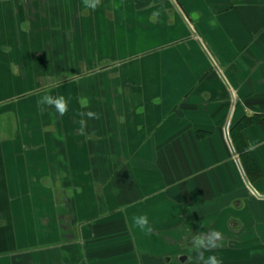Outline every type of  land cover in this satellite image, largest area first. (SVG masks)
<instances>
[{
    "label": "crops",
    "instance_id": "1",
    "mask_svg": "<svg viewBox=\"0 0 264 264\" xmlns=\"http://www.w3.org/2000/svg\"><path fill=\"white\" fill-rule=\"evenodd\" d=\"M211 232L198 264H264V0H0V264H192Z\"/></svg>",
    "mask_w": 264,
    "mask_h": 264
},
{
    "label": "clouds",
    "instance_id": "2",
    "mask_svg": "<svg viewBox=\"0 0 264 264\" xmlns=\"http://www.w3.org/2000/svg\"><path fill=\"white\" fill-rule=\"evenodd\" d=\"M86 7L95 9L97 5L100 3V0H83ZM21 28L24 30H27L26 25H21ZM40 105H49V106H55L57 111L61 116H63L67 111V101L63 96L58 97H52L51 95H45L43 96L40 101ZM80 104L82 107L87 108L88 106V100L87 98H83L80 101ZM82 115L87 116L89 119H97V113L93 111H88L86 113H82ZM81 130L86 126V121L81 120ZM133 223L134 225L139 228L141 231H151L150 228V222L146 215H140L137 217H133ZM220 239V234L218 232H211L207 234L206 236L197 234L193 237L192 243L193 247L195 248L196 255L191 257L192 264H198L199 261L204 260V254L203 250L209 249V248H215L218 246L217 241ZM204 264H221V261L216 256H210L207 258V260L204 262Z\"/></svg>",
    "mask_w": 264,
    "mask_h": 264
},
{
    "label": "water",
    "instance_id": "3",
    "mask_svg": "<svg viewBox=\"0 0 264 264\" xmlns=\"http://www.w3.org/2000/svg\"><path fill=\"white\" fill-rule=\"evenodd\" d=\"M225 134H226L225 137L227 138V141H228V143H229V145H230V147H231L230 149H232V151L234 152L235 149H233V148H234L233 143H232V141H231V139H230V136H228V135H229L228 126L225 127ZM238 161H239V160H238ZM238 161H237V162H238ZM238 164H239V167L241 168L242 175H244V171H243V169H242V166H241L240 162H238ZM244 177H245L246 183L249 185L248 187L251 188V189H253V190L255 191V189L252 188L253 186L251 185V183L249 182V180L246 178L245 175H244Z\"/></svg>",
    "mask_w": 264,
    "mask_h": 264
},
{
    "label": "flooded vegetation",
    "instance_id": "4",
    "mask_svg": "<svg viewBox=\"0 0 264 264\" xmlns=\"http://www.w3.org/2000/svg\"><path fill=\"white\" fill-rule=\"evenodd\" d=\"M183 258V257H182Z\"/></svg>",
    "mask_w": 264,
    "mask_h": 264
}]
</instances>
